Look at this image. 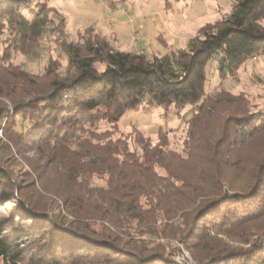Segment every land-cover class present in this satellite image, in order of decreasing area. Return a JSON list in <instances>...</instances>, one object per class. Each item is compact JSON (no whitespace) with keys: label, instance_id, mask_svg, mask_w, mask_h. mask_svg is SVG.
I'll return each mask as SVG.
<instances>
[{"label":"trees","instance_id":"obj_1","mask_svg":"<svg viewBox=\"0 0 264 264\" xmlns=\"http://www.w3.org/2000/svg\"><path fill=\"white\" fill-rule=\"evenodd\" d=\"M47 2L0 0V262L184 264V248L194 264H264V112L207 93L211 64L227 80L264 55V0H234L164 56L115 50L92 29L68 42L61 17L65 71L49 58L31 74L12 62L37 51ZM145 104L191 108L181 152L162 132L114 139ZM14 154L31 171L10 170Z\"/></svg>","mask_w":264,"mask_h":264},{"label":"rangeland","instance_id":"obj_2","mask_svg":"<svg viewBox=\"0 0 264 264\" xmlns=\"http://www.w3.org/2000/svg\"><path fill=\"white\" fill-rule=\"evenodd\" d=\"M233 1L48 0V8L52 9L49 18L53 22L47 28L37 51L33 56L16 54L12 63L31 74H42L49 58H54L59 60L61 72H64L67 56L59 44L62 38L54 30L60 24L61 17L65 19L68 42H76L81 33L92 29L94 34L115 50L143 53L148 57L164 56L171 50L186 49L201 27L228 16ZM221 90L234 96L247 97L253 112H264V55L246 63L235 77L227 80H222L216 64H211L208 68L207 93L216 94ZM190 117L191 108L179 113L173 107L145 104L124 115L114 139L128 137L135 129H139L155 144L162 132L168 136L171 148L181 152ZM108 129L109 124H101V131ZM0 138L4 140L2 131ZM10 163V170L13 169L17 175L31 171L26 159L18 154H14ZM180 249L174 255V260L194 264L189 253L184 248Z\"/></svg>","mask_w":264,"mask_h":264}]
</instances>
